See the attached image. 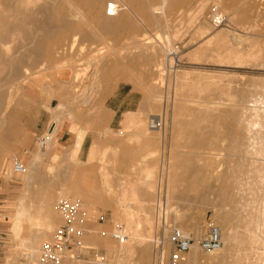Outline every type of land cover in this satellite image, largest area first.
<instances>
[{"label":"rangeland","instance_id":"374dc122","mask_svg":"<svg viewBox=\"0 0 264 264\" xmlns=\"http://www.w3.org/2000/svg\"><path fill=\"white\" fill-rule=\"evenodd\" d=\"M139 1L147 2L146 0H134L133 15L119 12L120 19L111 18L115 25L109 27H101L86 10L80 9V14L77 17H74L71 11H66L64 17L68 21H80L85 24L83 33L87 39L70 44L69 40L73 34L69 33L68 39L56 44L52 43L54 39L52 40L50 37L49 40H44L43 47L35 57L29 56L32 49L31 39L21 31H12V41L9 43L8 51H5L4 46L0 44V52L4 51L6 54V59L0 61V87L2 86L0 92L4 91L0 93V148L6 130L12 128L10 113L15 106L21 103L22 85L28 77L36 73L47 74L53 70H61L66 80V84L63 86L67 90L63 110L71 105H87L91 110L99 112L104 110V106L116 105L118 99L120 101L128 94L124 107L132 109L131 112H136L143 96L153 97V94L156 96L152 98L154 103L151 107L143 112L146 117L145 130L150 136L149 144L143 139L138 141L134 138L130 139L134 137L137 127L120 131L126 134V143L130 145L131 149L138 150L135 153H125L124 160H117V155L110 145L106 147L101 159L97 161L89 159L85 162H76L56 158L53 155L50 141L44 148L38 149L40 156L32 166L30 164L38 153L30 161L16 157L23 163L26 169L24 173L18 174L11 170L13 158L7 167H1L0 229L7 234L3 237L0 246L2 251L0 264H7V262L27 264L29 261L24 256L26 254L24 247L22 244L20 245L15 233L10 229L20 201L23 200L22 204L28 209L31 217L50 210L48 213L52 223L42 240L37 244L38 253V249L44 242L51 241L53 231L63 220L57 209V204L62 199L78 202L81 208L80 218L87 217L86 223L82 226L86 231L83 240L95 250V253L91 262L82 264H123L124 260L119 257V247L122 248L126 242L120 246L111 238V232L116 224L124 225L126 236L134 231L146 236L145 260L140 258L142 255L138 249H135L129 264H167L171 247L168 237L173 228L186 231L194 239L192 246L194 249L196 248L198 255L195 264H263V226L261 225L258 230L260 232H257L256 229V220L259 217L257 210L261 207L260 200L263 193H258L254 186V189L250 187V182L252 186V177L237 175L231 170L232 163L229 156H225L226 153L224 157H219L218 161L219 155L216 153L219 154V149L224 143L227 144L226 141H223L224 136L222 138L220 135L221 125H226L228 122L220 125V120L216 118L217 113L210 115V118L200 117L205 116L207 106L221 101L229 103L235 94L252 95L250 96L252 98L264 97V0H205L204 6L201 8L196 7L195 0H188L174 7L173 10L168 8L167 3L163 8L164 13H162L163 10H157L158 13L157 11L154 13L139 11L136 9V4ZM40 2L50 3L52 0H40ZM159 2L161 0L156 1V3ZM64 4L68 10L69 8L72 10L71 0H64ZM214 5L218 6L225 19L224 23L219 26L211 22L208 17L210 8ZM41 17V14L33 11L30 18L24 23V28L29 30L33 37L38 35L39 31L35 29L31 21L41 19ZM154 19L155 21H153ZM145 42L149 43L145 44ZM43 48L45 53L42 52ZM168 48L169 50H167ZM168 51L170 52L169 56L166 54ZM19 55H22V59ZM92 57L94 59H90ZM169 58L170 60H168ZM14 60L16 61L13 63ZM165 64L169 66L172 64L170 70H163L166 69ZM14 65L15 67H12ZM159 67H162L161 70ZM93 76L95 78H92ZM223 95L224 97H222ZM81 97L85 101L88 100L87 103L82 101ZM206 102L207 104H205ZM192 106L194 107L192 108ZM200 107L201 109H198ZM98 112L92 113V115H98ZM65 116L68 119L67 113ZM147 116L163 118V129L148 130ZM106 119L111 120V114L107 113ZM216 125L219 130L214 127ZM131 126L135 125L131 124ZM162 134L163 140L161 139ZM197 134L200 135V138ZM199 145L201 146L199 147ZM188 152L193 153L190 155ZM223 159L225 161H222ZM224 162L227 164L224 165ZM121 164H124L123 169L120 167ZM225 168L230 170L225 173L223 171ZM31 170H37L49 184L40 183L34 179L28 182L26 175ZM180 170L184 172L181 173ZM152 171L153 174L151 173L150 176L147 172ZM144 174L151 179V187L142 181ZM224 174L225 176L229 174V178L232 176L234 178L228 180ZM201 176L203 180L200 179ZM248 180L250 181L246 182ZM66 181L70 182L71 187H78L79 190H82L83 182H88L90 188L86 187L85 192L92 199L88 198V201H84L77 197L63 196L48 209L41 206L42 191L49 186L60 188L67 183ZM140 181L142 182L140 183ZM230 181L231 184H229ZM234 181L238 183L235 184ZM194 183H196L195 186ZM168 184L171 186L169 187ZM228 184L231 187L227 186ZM221 185L225 187L224 190L222 189V193L218 192ZM132 187L135 190L136 198L131 201L129 200L131 198L129 190ZM190 187L191 189H189ZM168 189L173 192H169ZM234 192L236 193L232 194ZM253 192H255L254 196L251 194ZM171 194L176 197L172 196L173 198H171ZM237 195L242 196L239 198ZM244 195L247 196L244 198ZM97 196L100 198L97 199ZM238 198L239 201H237ZM231 199L233 201L236 199V203ZM246 202L248 206L245 205ZM116 206H119L118 209ZM117 213L120 215L119 218L115 217ZM252 215L253 217H249ZM192 217L193 222L191 221ZM99 223H103V225H99ZM210 225L222 228V230L229 225L227 227L231 230L234 229V234L232 232L230 238L237 239L229 241L222 239L218 251L201 250L196 242L203 238ZM194 227L199 230L195 231ZM35 228L33 221L25 219L22 221L21 233L18 236L27 237ZM251 231L256 232L255 239H252ZM196 232L198 235L195 234ZM227 242L229 246H227ZM187 257L188 252L186 253ZM36 258L35 264H37ZM124 264L126 263L124 262Z\"/></svg>","mask_w":264,"mask_h":264},{"label":"bare ground","instance_id":"6f19581e","mask_svg":"<svg viewBox=\"0 0 264 264\" xmlns=\"http://www.w3.org/2000/svg\"><path fill=\"white\" fill-rule=\"evenodd\" d=\"M73 7L72 10L69 8V10L66 8L65 4H64V0H52V2H47V3H41L40 0H0V44L3 47V49L5 51H8V46L9 43H11L12 41V31H21L27 38L31 39L32 41V49L30 51L29 56L30 57H35L38 55L40 48L43 47V42L44 40H47L48 38H52L53 42L52 43H61L64 39H68L69 33H72L73 35L70 38V44H76L77 41H81L83 39H87V36L83 33V29H84V23H81L80 21H75V22H70L68 21L64 16L68 11H71V13L73 14L74 17H77L80 13V9H83L84 11L86 10L88 14H90L92 16V18L94 20L98 21V24L102 27H109L111 25H115V23H113L111 21V18L115 17L116 20L120 19L119 16V12H125V14H129V15H133L134 11H133V5H134V0H71ZM147 2H142L139 1L136 4V9H138L139 11L145 12V13H149V12H156L157 10L162 11L163 8H165V6L169 5V9L173 10L174 7L178 6L179 4L181 5L184 1H188V0H161V2L156 3L157 0H146ZM225 1V0H224ZM196 3V7L201 8L204 6L205 0H195ZM192 4V3H191ZM233 4V3H232ZM235 5V4H234ZM233 6V5H232ZM241 6V5H240ZM215 7V10L217 11V14H221L222 13L219 11L218 6L214 5L210 8L209 14L211 13L212 8ZM180 8V7H179ZM223 8V7H222ZM239 8V7H238ZM241 8V7H240ZM237 9V8H236ZM226 10V9H225ZM36 12L38 14H41V19L38 20H32L31 23L33 24V26L35 27V29L37 31H39L38 35H35L34 37L32 36V34L30 33L29 30H26L24 28V23L30 18V16L32 15V12ZM67 11V12H66ZM73 11V12H72ZM166 11V10H165ZM228 12V10H227ZM233 12V11H232ZM158 13V11H157ZM164 13V10L163 12ZM243 13V12H242ZM86 14V13H85ZM208 14V17H209ZM147 15V14H146ZM163 15V14H162ZM36 16V15H35ZM89 16V15H88ZM154 16V15H152ZM154 18V17H153ZM92 19V20H93ZM77 20V19H76ZM155 21V19L153 20ZM141 23V22H140ZM156 24V22H155ZM92 25V24H91ZM157 25V24H156ZM152 26V25H151ZM129 28V27H128ZM168 31V30H167ZM127 32V30H126ZM34 33V32H33ZM117 34V33H116ZM220 34V33H218ZM166 36V35H165ZM33 37V38H32ZM110 38V37H109ZM165 38V37H164ZM163 38V39H164ZM14 39V38H13ZM21 39V38H20ZM49 40V39H48ZM106 40V39H105ZM25 43V42H24ZM149 42H145V44H148ZM46 44V42H45ZM161 44V43H160ZM74 46V45H73ZM145 46V45H144ZM147 46V45H146ZM162 47V46H161ZM165 47V46H164ZM46 49V47H44ZM43 51L44 52V49ZM72 48V47H71ZM169 50V48L167 49ZM166 50V51H167ZM22 52V51H21ZM4 53V54H3ZM0 52V61L1 59L4 60L6 59V54L3 51ZM45 53V52H44ZM43 53V54H44ZM166 54H168V56L170 55V52L168 51ZM20 56V55H19ZM22 56V55H21ZM20 56V57H21ZM100 56V55H99ZM105 56V55H103ZM19 57V58H20ZM15 58V57H13ZM46 58V57H44ZM22 59V57L20 58ZM90 59H94L93 57ZM119 59V58H118ZM12 60V59H11ZM96 60V59H95ZM167 60V59H166ZM165 60V63L167 62ZM170 60V58L168 59ZM16 60L13 61V63ZM89 61V60H88ZM91 61V60H90ZM93 61V60H92ZM111 61V60H110ZM136 61V60H135ZM112 62V61H111ZM110 62V63H111ZM130 62V61H129ZM128 62V63H129ZM143 62V61H142ZM12 63V62H11ZM10 63V64H11ZM96 63V62H95ZM121 63V62H120ZM123 63V62H122ZM127 63V62H126ZM135 63V62H134ZM17 64V63H16ZM15 64V65H16ZM92 64V63H91ZM125 64V63H124ZM168 64V63H167ZM166 65V69L164 68L163 70H167L170 68V66L172 65ZM8 65V64H7ZM12 66V67H15ZM18 65V64H17ZM129 65V64H128ZM135 65V64H133ZM138 65V64H137ZM136 65V66H137ZM140 65V63H139ZM162 65V64H161ZM90 66V65H89ZM132 66V65H131ZM17 67V66H16ZM96 67V66H94ZM133 67V66H132ZM162 68V67H161ZM161 68L159 67V70H161ZM170 70V69H169ZM19 71V70H18ZM91 72V71H90ZM93 73V72H92ZM58 75V74H57ZM79 75V74H78ZM147 75V74H146ZM145 75V76H146ZM17 76V75H16ZM95 76V74H94ZM92 78H95V77ZM148 76V75H147ZM146 76V77H147ZM20 77V76H19ZM74 77V76H73ZM144 77V75H143ZM78 78V77H77ZM76 78V79H77ZM74 79V78H73ZM145 79V78H144ZM147 79V78H146ZM96 80V79H95ZM93 80V81H95ZM66 83V82H65ZM94 84V83H93ZM2 87V86H1ZM0 87V88H1ZM224 90V89H223ZM2 92V91H1ZM0 92V93H1ZM4 92V91H3ZM2 92V93H3ZM90 93V92H89ZM222 93V92H220ZM75 94V93H74ZM91 94V93H90ZM231 94V93H230ZM233 94V93H232ZM264 94V93H263ZM2 95V94H1ZM83 95V94H82ZM186 95V94H184ZM220 95V94H219ZM247 95V94H246ZM230 96V95H228ZM233 96V95H232ZM249 96V95H248ZM243 96V95H238L235 94L233 96V98L231 100H229L227 102H217V103H212V106H207L206 107V114L205 116H202L200 118H210L213 113H217L216 118L217 120H220V125L222 123L228 122L226 125L222 124L221 125V131H220V135L224 139L223 141H226L227 144H223V146L219 149V154L216 153V155H219L218 161L220 158L224 157V154L226 153L227 155L225 156H229V160H231V170L236 173L237 175H244V176H249L252 177L253 181H252V186H251V182H250V187L252 188L253 186L256 188L255 190H257L258 193H263V197L261 198V202H260V206L257 210L259 217L257 218L256 222H257V232L260 228L261 225L263 226V238H262V245H263V252H262V262L264 264V97H255L256 98H252L250 96ZM155 94H153L152 96H143L138 110L136 112H131L128 114H125V121H128L129 124H133L135 126H138L139 129L136 130L138 134V138L143 139L144 141H146L147 144H149L150 142V136H148L147 134V130H145V125H146V117L143 115V112L145 111V109H148L151 107V105L154 103V100L152 98H155ZM196 97V96H195ZM198 97V96H197ZM201 97V96H200ZM224 97V95L222 96ZM221 97V98H222ZM84 101H88V100H84L83 97H81ZM88 98V97H87ZM174 98V97H173ZM220 99V96L218 97ZM191 99V98H189ZM188 99V100H189ZM200 99V98H199ZM225 99V98H224ZM230 99V98H229ZM80 99L78 98V101ZM166 100V99H165ZM175 100V98L173 99V101ZM184 100V99H183ZM182 100V101H183ZM186 100V99H185ZM172 101V103H173ZM177 101V99H176ZM181 101V100H180ZM187 101V100H186ZM227 101V100H226ZM188 102V101H187ZM192 102V100H191ZM195 102V101H194ZM200 102V101H198ZM87 103V102H86ZM180 104V103H179ZM191 104V103H189ZM187 104V105H189ZM195 104V103H194ZM207 104V102L205 103ZM209 104V103H208ZM178 105V104H177ZM183 105V104H182ZM197 105V104H196ZM204 105V104H203ZM180 106V105H179ZM195 106V105H194ZM192 106V108L194 107ZM199 106V105H198ZM206 106V105H204ZM65 107V105L63 104H59L58 106V111L59 110H63V108ZM83 107V106H82ZM165 107V106H164ZM175 107V106H174ZM183 107V106H182ZM202 107V106H201ZM198 108V109H201ZM223 107V108H222ZM96 108V107H95ZM179 108V107H178ZM189 108H191L189 106ZM188 108V109H189ZM192 111V109H191ZM190 111V112H191ZM146 113V112H145ZM164 113V112H163ZM193 113V111H192ZM56 118V117H55ZM148 120H147V128L150 131H158V130H151L149 128V121L151 116H147ZM163 119V118H162ZM212 119V118H211ZM190 120V119H189ZM195 121V120H194ZM216 121V120H215ZM180 122V120H179ZM178 124V123H177ZM211 124V123H210ZM219 124V123H218ZM217 124V125H218ZM184 125V124H183ZM216 126L218 130L219 128ZM176 126V125H175ZM211 126V125H209ZM213 126V125H212ZM3 127V125H2ZM176 128V127H175ZM180 128V126H179ZM196 128V127H195ZM163 129V127H162ZM127 131V130H125ZM216 132V131H215ZM205 133H206V128H205ZM48 134V133H47ZM204 134V133H202ZM49 135V134H48ZM51 137H53V132L50 134ZM186 135V134H185ZM198 137L200 136L199 134H197ZM205 135V134H204ZM207 135V134H206ZM219 135V134H218ZM217 135V136H218ZM200 138V137H199ZM221 138V139H222ZM161 139L163 140V134L161 135ZM220 140V138H218ZM185 140V139H184ZM183 140V141H184ZM205 140V139H204ZM143 141V143H144ZM196 141V140H195ZM200 141V140H199ZM206 141V140H205ZM222 141V143H223ZM222 143H220V145H222ZM194 145H198V144H194ZM201 145H199L200 147ZM141 147V146H140ZM113 148V147H112ZM219 148V147H218ZM117 151V150H116ZM113 152V151H112ZM174 152V151H173ZM179 152V151H178ZM177 152V153H178ZM193 153V152H188ZM111 154V151H110ZM180 154V152H179ZM178 154V155H179ZM198 154V153H197ZM213 154V153H212ZM173 155V153H172ZM191 155V154H190ZM40 154L38 153L33 162H31V166L33 163H35V161L38 160ZM111 157V156H109ZM220 157V158H219ZM112 158V157H111ZM110 158V159H111ZM116 158V157H115ZM146 158V157H145ZM145 160V159H143ZM173 160V159H172ZM226 160V158H225ZM224 159L222 161H225ZM228 160V159H227ZM221 161V160H220ZM178 162V161H177ZM176 162V163H177ZM227 162V161H226ZM226 162H224L223 164H227ZM220 163V162H218ZM222 163V162H221ZM140 164V162H139ZM138 164V165H139ZM168 164V163H167ZM222 164V165H223ZM218 165V164H217ZM170 166V165H169ZM195 166V165H194ZM220 166V164H219ZM66 167V166H65ZM197 167V166H196ZM222 167V166H221ZM226 167V166H225ZM228 167V166H227ZM52 168V166H51ZM191 168V167H190ZM198 168V167H197ZM224 168V167H223ZM49 169V168H48ZM161 169V168H160ZM188 169V168H187ZM192 169V168H191ZM190 169V170H191ZM214 169V168H213ZM216 169V168H215ZM133 170V168H132ZM147 170V169H146ZM175 170V169H174ZM220 171V168L218 169ZM230 170V169H228ZM226 168L223 170L225 173L226 171H228ZM50 171V170H48ZM53 172V170H51ZM181 171V170H180ZM195 171V170H194ZM231 171V172H232ZM28 172V171H27ZM51 172V173H52ZM57 172V171H56ZM172 172V171H171ZM174 172V171H173ZM184 171H181V173ZM222 172V171H221ZM150 176L152 172H147ZM170 173V172H169ZM178 173V172H177ZM174 173V174H177ZM180 173V175H181ZM216 173V172H215ZM55 174V173H54ZM199 174V173H198ZM197 174V175H198ZM48 175V174H47ZM187 175V174H186ZM196 175V176H197ZM202 175H203V170H202ZM215 175V174H214ZM229 175V174H228ZM227 175V176H228ZM235 175V174H234ZM236 175V176H237ZM49 176V175H48ZM56 176V175H55ZM171 176V175H170ZM175 176V175H174ZM204 176V175H203ZM225 176V174H224ZM222 176V177H224ZM226 178H228V180H230L231 178H234V176H232L231 178H229V176ZM231 176V175H230ZM179 178V176H177ZM176 177V178H177ZM189 177V176H187ZM209 177V176H208ZM215 177V176H214ZM220 177V176H219ZM224 177V178H225ZM243 177V176H242ZM171 178V177H169ZM168 178V179H169ZM173 178V177H172ZM175 178V179H176ZM202 178V176L200 177V179ZM238 178V176L236 177ZM247 178V177H246ZM38 180L40 183H48L47 179L44 178V176H42L37 170H31L30 173L28 175H26V180L28 182H30L31 180ZM59 179V178H58ZM221 179V178H220ZM219 179V180H220ZM243 179V178H242ZM241 179V180H242ZM248 179V178H247ZM50 180V179H49ZM167 180V179H166ZM182 180V179H181ZM184 180V179H183ZM198 180V179H197ZM203 180V179H201ZM214 180V179H213ZM223 180H227V179H223ZM227 180V181H228ZM232 180H238V179H232ZM231 180V181H232ZM240 180V179H239ZM144 182H146V185L151 187V179L149 177H147L144 174V180H142ZM140 181V183L142 182ZM160 181V180H159ZM189 181V180H188ZM192 181V180H191ZM215 181V180H214ZM225 181V182H227ZM231 181L229 182V184H231ZM250 180L246 181L249 182ZM67 183H65V185L63 184L62 187L60 188H54L52 187H47L46 189H44L42 191L43 196L40 198V201L42 203L41 206L46 207L48 209V207H50L55 201H57L58 199L62 198L63 196L65 197H72V198H80L83 199L84 201H88V198H90V195L88 193H86L85 188H90L88 185V182H83L82 185V190H79L78 187H71V184L69 181H66ZM171 182V180H170ZM185 182V181H184ZM222 182V181H221ZM219 182V183H221ZM61 183V182H60ZM173 183V182H172ZM171 183V184H172ZM191 183V182H190ZM189 183V184H190ZM233 183V182H232ZM235 184H237L238 182L234 181ZM241 183V182H240ZM167 184V182H166ZM171 184L168 186L170 187ZM196 183H194L195 186ZM227 185L229 187H231V185ZM248 184V183H247ZM174 185V183H173ZM172 185V186H173ZM226 184L224 183V186ZM203 186V185H201ZM218 186V184H217ZM223 185H221L220 189L218 192H223L222 189L225 188ZM226 186V188H227ZM238 186V185H237ZM25 187V186H24ZM192 187V186H191ZM191 187L189 189H191ZM247 187V186H246ZM253 187V189H254ZM165 188H167L165 186ZM235 188V187H233ZM232 188V189H233ZM242 188V187H241ZM249 188V187H248ZM236 189V188H235ZM252 189V190H253ZM147 190V189H146ZM159 190V189H158ZM167 190V189H166ZM179 190V188H178ZM224 190V189H223ZM228 190V189H227ZM247 190V189H245ZM251 190V189H250ZM130 193H131V198H129V200L132 201V199L136 198L135 193H134V188H130ZM169 191V189H168ZM185 191V190H184ZM234 191V190H231ZM169 192H173V191H169ZM168 192V193H169ZM180 192V190H179ZM186 192V191H185ZM245 192V191H243ZM248 191H246L247 193ZM252 192V191H250ZM166 193V191H165ZM225 193V192H224ZM236 192L232 193L235 194ZM240 193V192H239ZM238 193V194H239ZM249 193V192H248ZM254 193L253 194L254 196ZM182 194V192H181ZM180 194V195H181ZM229 195V193H227ZM231 194V195H232ZM250 194V193H249ZM185 195V194H183ZM222 195V194H221ZM224 195V194H223ZM225 195V196H228ZM230 195V197H231ZM257 195V194H256ZM261 195V194H260ZM99 196V195H98ZM165 196H167L165 194ZM175 196L174 194H171V198ZM178 196V194H177ZM182 196V195H181ZM234 196V195H232ZM238 196V195H237ZM242 196V195H241ZM240 196V197H241ZM247 196V195H246ZM244 195V198L246 197ZM252 196V199H253ZM176 197V196H175ZM180 197V196H179ZM178 197V198H179ZM184 197V196H183ZM239 197V196H238ZM239 197V198H240ZM249 197V196H248ZM100 198V197H99ZM170 198V197H169ZM177 198V199H178ZM182 198V197H180ZM237 198V197H236ZM238 198L237 201H239L240 199ZM243 198V199H244ZM251 198V197H249ZM92 199V198H90ZM124 199V198H122ZM176 199V200H177ZM229 199V198H228ZM242 199V198H241ZM135 200V199H134ZM180 200V199H179ZM232 200V199H231ZM230 200V201H231ZM233 201V200H232ZM242 201V200H241ZM246 201V200H245ZM23 200L20 201L15 214H14V220L12 221V227L10 228L13 233H15L17 239L20 242V245L22 244V246L24 247V251L26 252V254L24 256L27 257V259L29 260L27 264H35V258L37 257V244L38 242H40L42 240V238L44 237L45 233L48 231V227L51 226L52 221L50 220V214L48 212H50V210H45L44 212H42V214L36 216V217H31V215L29 214L30 212L28 211V209H26L24 207V205L22 204ZM159 202V201H158ZM157 202V203H158ZM236 203V199L233 201ZM232 202V203H233ZM249 202V201H248ZM255 202V201H254ZM240 203V202H239ZM256 203V202H255ZM164 204V203H163ZM203 204V203H202ZM243 204V203H242ZM248 203L246 202L245 205H247ZM161 205V204H160ZM236 205V204H235ZM238 205V204H237ZM241 205V204H240ZM258 205V204H257ZM256 205V206H257ZM104 206V205H103ZM129 206V205H128ZM248 206V205H247ZM246 206V207H247ZM117 207V206H116ZM119 207V206H118ZM117 207V209H118ZM121 207V206H120ZM127 207V206H125ZM131 207V206H130ZM157 207V206H156ZM242 208V206H240ZM245 207V208H246ZM250 207V204H249ZM253 207V206H251ZM115 208V207H114ZM237 208V207H236ZM116 209V208H115ZM257 209V208H256ZM160 210V209H159ZM239 210V209H238ZM247 210V209H246ZM245 210V212H246ZM253 210V209H252ZM116 211V210H115ZM118 211V210H117ZM156 211V210H155ZM250 210H248L249 212ZM159 212V211H158ZM251 212V211H250ZM52 214V211H51ZM158 214V213H157ZM166 214V213H165ZM176 214V213H175ZM238 214V213H237ZM242 214V213H241ZM254 214V213H253ZM116 215V216H115ZM114 216L119 218V214H115ZM240 215V213H239ZM246 215V213H245ZM178 216V215H177ZM194 217V216H193ZM193 217L191 219V221L193 220ZM239 217V216H238ZM249 217H253L249 216ZM247 218V217H246ZM256 218V217H255ZM27 221H33L34 225L36 226V228L33 230H31L29 236L27 235V237H21L23 235H21L20 237L18 236L21 233V224L22 221L24 220ZM158 219V218H157ZM249 219V218H248ZM254 219V218H253ZM240 220V217H239ZM252 220V219H250ZM198 221V220H197ZM196 221V222H197ZM246 221V220H245ZM248 221V220H247ZM193 222V221H192ZM195 222V221H194ZM224 222V221H223ZM252 222V221H251ZM163 223V222H162ZM166 223V222H165ZM201 223V221H200ZM199 223V224H200ZM227 223V222H226ZM244 223V220H243ZM248 223V222H246ZM30 224V222H29ZM223 224V223H222ZM256 224V223H255ZM249 226V224H247ZM192 226V225H191ZM196 226H198L196 224ZM195 226V227H196ZM200 226V225H199ZM223 226V225H222ZM226 226V225H225ZM229 226V225H227ZM224 228L222 230V228H218L219 232H220V238L222 239H226V240H230L232 238L231 237V233L233 232L234 234V229L231 230L229 227ZM251 226V225H250ZM195 227L193 229H195ZM220 227V226H219ZM224 227V226H223ZM231 227V226H230ZM233 227V226H232ZM131 228V227H130ZM138 229V228H137ZM140 229V228H139ZM203 229V228H202ZM249 229V228H248ZM251 229V228H250ZM255 229V228H254ZM136 230V229H135ZM181 230V229H180ZM199 230V228H198ZM197 228L195 229V231H198ZM237 230V229H236ZM134 231V230H133ZM194 231V230H192ZM202 231V230H201ZM238 231V230H237ZM262 231V230H261ZM186 232V231H185ZM236 232V231H235ZM198 232H196L195 234H197ZM232 234V235H233ZM237 234V232L235 233ZM198 235V234H197ZM251 236L252 239H255L256 236V232L255 231H251ZM238 237V236H237ZM233 239H237L235 237H233ZM232 239V240H233ZM251 241V240H250ZM126 242V243H125ZM234 242V241H233ZM125 243V245H123ZM124 243H120L119 247V257L124 260V262L126 264H129V260L131 259L133 253L135 252V249L139 250L140 255H142L140 258H142L143 260H145L146 255H145V250L147 249V245H146V236L143 233H138L136 231L132 232L131 234H129L128 236H126V239L124 240ZM228 243V242H227ZM233 244V243H231ZM226 245V244H225ZM224 245V246H225ZM237 245V244H236ZM254 245V244H253ZM252 245V246H253ZM229 246V243L228 245ZM223 247V245H222ZM226 248V247H225ZM230 248V247H229ZM234 248V246H233ZM232 248V249H233ZM237 248V247H236ZM224 249V248H223ZM231 249V248H230ZM220 250V249H218ZM216 250V251H218ZM236 250V249H235ZM225 251V250H224ZM226 251H228L226 249ZM196 248L194 249L193 246H191L190 250L188 251V257L185 259L184 263L186 262V264H195V261L197 259V253H196ZM237 253V252H236ZM231 254V253H230ZM233 254V253H232ZM239 254V253H238ZM224 255V254H223ZM233 256V255H232ZM237 256V254H236ZM215 257V256H214ZM224 257V256H223ZM227 257V256H226ZM218 259V257H217ZM225 259V258H224ZM222 260V259H221ZM8 261V260H7ZM217 261V260H216ZM219 261V260H218ZM123 262V264H124ZM154 263V262H153ZM163 263V262H162ZM7 264H14V262H7ZM118 264V263H117ZM158 264V263H157ZM222 264V263H221Z\"/></svg>","mask_w":264,"mask_h":264},{"label":"crops","instance_id":"0c3cea01","mask_svg":"<svg viewBox=\"0 0 264 264\" xmlns=\"http://www.w3.org/2000/svg\"><path fill=\"white\" fill-rule=\"evenodd\" d=\"M65 82L61 70H53L47 74L36 73L24 82L21 103L15 106L10 113L12 128L6 130L0 148V169L7 167L12 158L32 160V157L38 153V149L41 150L37 145V139L48 134L46 143L51 141L53 155L56 158L76 162H85L89 159L100 160L108 145L113 147L117 160H124L125 153L138 151L131 149L126 143V134L120 132L123 129L136 127L139 129L138 126H131L128 121L124 120V115L132 111L124 107L128 94L122 100L118 99L116 105L104 106V110L99 112L91 110L87 105H71L67 109L58 111L59 104H64L67 94L63 86ZM96 112L99 114L92 115ZM66 113L68 119H66ZM107 113L111 114V120L106 119ZM52 132L53 137L50 135ZM138 134L135 132L134 137L130 139L140 140L141 138L136 137ZM17 156L19 158H16ZM120 167L123 169L124 164ZM86 218L83 224L86 223ZM0 234L1 246L2 239L7 233L0 229ZM94 253L95 250L83 240L82 247L71 249L61 264L91 262ZM1 255L0 250V258ZM36 263L39 264L37 261Z\"/></svg>","mask_w":264,"mask_h":264},{"label":"built area","instance_id":"2783aa9c","mask_svg":"<svg viewBox=\"0 0 264 264\" xmlns=\"http://www.w3.org/2000/svg\"><path fill=\"white\" fill-rule=\"evenodd\" d=\"M209 18L216 26L222 25L225 20L224 16L217 14L215 7L212 8ZM162 127L163 123L160 116H153L150 119L149 128L151 130H161ZM47 140L48 135L38 138V147L44 148ZM11 170L18 174L26 171L23 163L18 159L12 161ZM57 209L63 220L53 231L51 241L44 242L38 249L36 261L39 264H61L71 249L82 247L83 236L86 233L82 226L86 216L80 218L81 208L79 203L70 199H62L59 200ZM111 238L119 244L124 243L126 232L123 224L114 226ZM168 240L171 247L167 264H183L186 259V253L190 250L194 239L189 233L173 228L169 232ZM196 243L201 250L206 252L220 249L221 238L218 227L210 225L203 238Z\"/></svg>","mask_w":264,"mask_h":264}]
</instances>
